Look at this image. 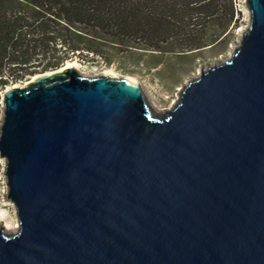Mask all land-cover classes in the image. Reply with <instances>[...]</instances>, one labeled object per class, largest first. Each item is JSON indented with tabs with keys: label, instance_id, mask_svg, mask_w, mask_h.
<instances>
[{
	"label": "water",
	"instance_id": "1",
	"mask_svg": "<svg viewBox=\"0 0 264 264\" xmlns=\"http://www.w3.org/2000/svg\"><path fill=\"white\" fill-rule=\"evenodd\" d=\"M246 6L238 47L165 115L68 63L4 91L21 228L0 264H264V0Z\"/></svg>",
	"mask_w": 264,
	"mask_h": 264
},
{
	"label": "trees",
	"instance_id": "2",
	"mask_svg": "<svg viewBox=\"0 0 264 264\" xmlns=\"http://www.w3.org/2000/svg\"><path fill=\"white\" fill-rule=\"evenodd\" d=\"M234 17L233 0H0V124L11 86L106 57V45L181 56L214 48Z\"/></svg>",
	"mask_w": 264,
	"mask_h": 264
},
{
	"label": "rangeland",
	"instance_id": "3",
	"mask_svg": "<svg viewBox=\"0 0 264 264\" xmlns=\"http://www.w3.org/2000/svg\"><path fill=\"white\" fill-rule=\"evenodd\" d=\"M233 7L235 10L234 20L224 41L214 48L208 47L200 52L188 53L185 56L173 52L162 55L156 53L155 55L151 51L146 52L130 47L136 45V42L131 41L129 47L126 45L104 46L106 57L101 58L91 54L88 61L76 58L67 63H75L79 73L83 76H125L135 79L153 109L158 114L165 115L178 103L180 94L188 82L200 76L202 71L209 66L228 59L240 44L242 34L250 23V13L246 6V0H233ZM28 81L20 83V85L24 86ZM4 169L5 160L0 158V229L7 231L12 236L10 232L17 226V223L20 228L21 226L17 208L8 199Z\"/></svg>",
	"mask_w": 264,
	"mask_h": 264
},
{
	"label": "bare ground",
	"instance_id": "4",
	"mask_svg": "<svg viewBox=\"0 0 264 264\" xmlns=\"http://www.w3.org/2000/svg\"><path fill=\"white\" fill-rule=\"evenodd\" d=\"M68 66H75V67H77L76 65H75V63H68ZM111 75H114V74H111ZM126 79H128V80H130V81H132V82H134V83H137L138 84V82L135 80V79H133V78H131V77H125ZM157 113V112H156ZM158 114V113H157ZM158 115H162V114H158ZM19 229H20V227H19V225H18V223H17V226L16 227H14V229L10 232V234H12V235H15L18 231H19ZM4 233L5 234H9L7 231H4Z\"/></svg>",
	"mask_w": 264,
	"mask_h": 264
}]
</instances>
